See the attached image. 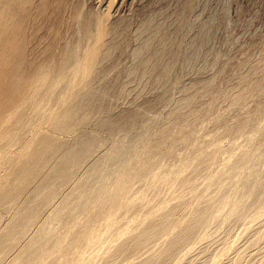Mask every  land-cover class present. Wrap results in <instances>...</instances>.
<instances>
[{
  "label": "bare ground",
  "instance_id": "bare-ground-1",
  "mask_svg": "<svg viewBox=\"0 0 264 264\" xmlns=\"http://www.w3.org/2000/svg\"><path fill=\"white\" fill-rule=\"evenodd\" d=\"M126 3L127 0H95L91 8L85 10V4H82L81 0H0V264H93L94 260H97V264H179L177 262L182 261L183 264H214L217 259L215 256L220 251L225 248L230 249H225L224 252L231 251L235 245L231 243L233 237L230 238L231 234H234L232 233L234 224L237 221L245 222L252 213L250 210H254L255 214L261 213L259 208L261 209L264 205L263 178L255 180L257 183L254 181L256 186L251 184V186H245L244 190L243 188L240 190L241 195L237 201L240 202L247 197L252 198L250 200L257 204H254L255 207L253 205L255 209L249 208V212H247V204L244 206L241 204L244 200L239 203L241 206L237 201L235 205L232 199L234 195L231 198L229 193L243 181L239 182L236 179L238 174L247 168L249 162L255 164L257 160L259 161L262 154L258 153V150L252 152L251 149L246 161L239 159L240 161L230 163L231 165L228 166L227 160L246 141L247 133L256 127L263 116L261 111L255 110L256 113L253 112L252 116H249L250 113L249 115L242 113L239 117L234 114L238 117L236 119L238 125L225 126L221 136L209 134L206 140L204 139L207 150L203 149V152L201 147L197 151L194 158V171L207 169L211 173L221 168L220 171L223 173L218 174L219 176L212 181L210 179L208 187L202 192L199 191L201 192L199 196L195 195L194 204H191L190 198H185L186 195H184L185 199L182 198L180 201L171 197L167 198L168 201L164 205L160 204L164 207L162 210L158 212L154 210L152 213L149 209L148 216L136 215L145 204L141 202V199L137 201L139 198L135 197L134 193L138 192L146 181L156 177V170L158 171V168L166 164L167 153L171 150L173 154L174 150L178 149L174 147L176 142L177 146L184 147L187 144L189 138L187 139L186 136L190 134L186 135L188 133L186 130V133L181 130L176 131V128L179 125L178 129H180L181 120L178 118L180 115L178 113H182L184 107L186 110L189 101H182L184 97L178 104L175 103L177 105L176 109L175 106L173 108L174 117L169 118L163 129L158 127V130L161 129L157 131L158 139L153 141L154 144H150L151 147L149 146L148 150L146 149L138 166L134 165L136 161L133 164L125 159L127 151L130 153L129 145L132 142L134 144L139 136H135L133 130L132 135L125 137L124 142L118 146L112 140L116 143H114L116 147L112 146V142L106 138L108 135L102 136L104 139L100 136L102 129L109 128L110 131L118 129L117 125L113 126L111 122L106 123L104 120L99 123L101 131L97 127V130L85 134V128H90V125L89 127L87 125L92 122L88 110L91 104L90 97L96 88L94 87L96 75L107 63L113 64L116 61L112 55L113 51L122 47H120L121 39L128 26L125 20L116 22L115 19L125 9L127 10L124 5ZM149 21V17L141 20L132 32L136 40L134 41L138 44L135 45L137 47L133 52L131 51V56L132 60L138 61L136 66L126 69L127 76H124L121 87L126 99L129 92L137 95L144 89L150 90L154 85L161 87L168 84L167 76L173 68L171 61L173 46L167 43L168 38H162L163 35H160L159 24H155L154 21L149 24ZM158 38L159 41L155 45L153 41ZM151 48L158 53L150 54ZM151 59L154 61L151 62ZM191 60L186 61L191 62ZM158 63L163 64L166 75L156 69ZM134 74L137 78L133 76ZM98 81L101 80L98 79ZM259 86L261 85L255 84L251 90L231 88L232 91L226 92L224 100L227 102L228 113L231 112L228 106L235 108L240 105L241 107L244 102L250 101L248 98L252 91ZM110 105L109 110H112L114 106ZM219 107L224 108L223 105ZM226 108L221 110L226 112ZM181 109L183 110L179 112ZM97 110L103 109L100 106ZM194 110L186 111L194 112ZM104 113H102L103 116ZM185 114L183 113V117ZM190 114H186L185 117L188 116L191 119L194 113L190 116L191 118ZM218 114L216 116L220 117ZM96 118L99 120L98 117ZM195 121L198 122L197 119ZM186 122L188 121L184 123ZM189 128L191 129V126ZM203 128L206 130L208 127ZM246 128L248 130H245ZM190 129L189 131H193ZM196 129L194 128V132ZM119 130L121 129L117 131ZM206 132L209 133L207 130ZM144 133L139 134L144 135ZM149 134L148 136L151 135ZM203 134L205 135V132ZM223 135L227 139H223ZM169 139L174 140L169 142ZM260 142L262 143V140ZM171 154L169 156H172ZM181 158L178 157L175 162L178 164ZM222 167H224L223 170ZM171 173L172 171L167 176L160 174L166 180L164 182L168 181L169 184V179H173V173ZM249 178L247 182L251 180ZM186 179L172 180L173 182L177 180L180 186L178 191L186 190L187 186L184 184ZM244 182L246 180L243 181V185ZM192 183L196 184V181ZM203 184L206 183L203 181ZM197 185L198 183L195 187ZM155 190L154 188L153 191ZM188 191L190 193L191 188ZM214 195H217V198L208 204L205 198L212 199ZM152 197L150 201L153 200ZM161 198L163 199V196ZM146 207L149 206H145V209ZM245 208H247L246 211H244ZM134 214L136 217L133 216ZM260 216L264 217V214ZM219 217L225 221L228 219L224 231L217 233V236L207 234L208 236L204 237L207 232H213L212 226L213 229L220 227ZM254 224L245 228L246 231L243 227L242 230L246 233L243 240H246L245 243L241 241L245 244L244 247L248 245L253 247L257 244H260V247L255 249L254 253H245L246 256L242 252L245 249H240L242 246L234 248L232 254L227 253L228 256L225 258L222 256L225 259L222 260V264H264V218ZM106 231L107 235L104 237L103 233L105 235ZM202 237L207 240L205 246L197 250L192 248ZM197 244L199 245V241ZM97 248L99 251L95 257L87 255L94 257L92 261L88 260L89 258L85 259L84 252L87 249L95 253L94 250ZM258 252L262 254L258 255L259 257L255 255ZM222 253L220 252V256Z\"/></svg>",
  "mask_w": 264,
  "mask_h": 264
},
{
  "label": "rangeland",
  "instance_id": "rangeland-1",
  "mask_svg": "<svg viewBox=\"0 0 264 264\" xmlns=\"http://www.w3.org/2000/svg\"><path fill=\"white\" fill-rule=\"evenodd\" d=\"M94 1L95 0H81V3L85 4L84 9L86 10L87 8L88 9L91 8L90 6ZM124 5L127 7V10L125 9V11L123 13H120L119 16H117L115 19L116 22L121 21V20H125L127 23V26H128L127 30L125 32V35L121 39L120 47L121 46L122 47H121V49L117 48L118 50L113 51L112 55L116 59V61L113 62V64H111L112 62L107 63L106 66L102 70H101V68L99 69V72L101 71L100 75H99V72L96 75V79L94 81V85H95L94 87H96V88H94V91L92 92V95H91L90 100H89V103H91V104H89L90 109L89 110L86 109V110H88V112H90L89 114L91 116L92 125L93 126L95 125V126L93 128L91 123L88 124L87 126L89 127V125H90V128H87V127L85 128L86 129L85 134H87L88 132H89L88 134H90L93 130H95V129L97 130V127L101 131L102 128H100L99 123L100 122L102 123L104 120L106 121V123L111 122V123H113V126L117 125L118 129H121V130L117 131L118 129H114V131L113 130L110 131V130H108L109 128L108 129L105 128L106 130L102 129V131H101L102 133L100 132V134H101L100 136L106 137V135H108L106 138L108 140H110L111 142H112V140H114L117 143L116 146H118L122 142H124L125 137L129 136L130 134L132 135V133L134 131L133 134L135 136L139 135L138 136L139 138L137 137L136 138L137 140L135 139V141H134L135 145L133 144V142L131 143L132 145L131 144L129 145L130 153H129V151H127L125 159L127 161L133 163V164L136 161L137 164L135 163L134 165L138 166L139 160L144 156L143 154H145V152L151 147L150 144H152V143L154 144V142L158 139L157 135L159 132H157V131H160L161 129H163L162 127H164L167 124V122L169 121V118L174 117L173 111H175V110L173 108L175 106V109H176V105L180 102V100H182L185 97L182 101H185V102L189 101L188 106L186 107V110L190 111V110L196 109V110H194V112L193 111H191V112L186 111L185 107L183 108L184 110L183 109L179 110V112L183 110L182 113L181 112L178 113V114H180L178 118H180L181 121L183 120V122L180 121V127H179L180 129H178V126H179L178 125L176 128L177 129L176 131L181 130L183 132L186 130L188 133H186V131L184 133H186V135L190 134V135L186 136L187 139L189 138L188 140L186 139V137H184V139L187 140V144H185L186 147L185 146L183 147V145L177 146V142H176L174 144V147H176L178 149L177 150L175 149L173 154H171L172 153L171 150H170V152L167 153L168 157H166V159L168 158L167 161H170V162L166 161V164H163L162 167L164 170L162 169V167L158 168V171L156 170V173H157L156 177H154L152 180H150L148 182L146 181L144 184L142 183L143 186L141 185V188L139 189V191L134 193V195H136L135 197L139 198L137 201H139L141 199V202L143 201L142 203L145 204L144 206H142L141 210L139 209V212H137L136 215L137 216H140V215L141 216L142 215L148 216V214H150V211H152V213H153L154 210H155V212H158V210L159 211L162 210V208H164V207H162L161 205H164L168 201V199L171 197H175L179 201L182 200V198L183 199L190 198L191 204H194L196 202L194 200V197H196L197 195L199 196L201 194V192L204 191L208 187L207 185H208V182L210 181V179L212 181L213 179H215L216 177L219 176L218 174L223 173L222 171H220L221 168H218L221 173L218 171V169L215 170L217 172L213 171L214 173L208 172L207 169H203V170H199V171L196 169L197 171L196 170L194 171V160H195L194 158H195V155L197 154V151L201 147H202V151H203V149H204V151L207 150L206 149L207 146L205 147V145H204V142H205L204 139L206 140V138L209 136V134H218L221 136L222 131L225 130V128H226L225 126L233 127L235 125H238V124H236L237 123L236 119H238V117L241 116L242 113L244 115L245 114L249 115V113H250L251 115H249V116H252L253 112L256 113L255 110H258V111H261L263 114V116L259 120V123L261 122V124L257 123L256 127H254L253 129H250V131L251 130L252 131L251 132L249 131L247 133L248 137H247L246 141L243 142L242 145L240 144L241 146H239V148L236 150L237 152L235 151L234 152L235 154L233 153V155L227 159L229 162V164H228V166H229L233 162H236V161L248 160L249 157H247V156H250L249 151H251V149H252V152H253V150H255V151L258 150V153L262 154V158H260L259 161L258 160L256 161L258 164L256 162H255V164H254V162L253 163L249 162L248 166H247L248 169L246 168L242 173L238 174L239 175L238 177H236V179H238L239 182H240V180H243V181L246 180V182H244V185H243V181H241L240 182L241 185L240 184L236 185V188L232 192L229 193V194H231V198L234 195V197L232 199L234 200L235 205H237V203L239 204L241 201L244 200L241 204H242V206L247 204V207H248L247 212H249L250 209H255V208H253V205L256 203H253L251 201L252 198L246 197L247 200L243 199L240 202L237 200H238V197L241 195L240 190H242V188L244 190L248 185L249 186H251V184L255 185L257 183L256 181H258L260 179L262 180V178L264 179V176H263L264 175V170H263L264 169V166H263L264 165V163H263L264 162V151H263L264 150V141H263L264 140L263 139V137H264V134H263L264 133V131H263L264 130V124H262L264 122V120H263L264 119L263 118L264 117V72H263L264 71V69H263L264 68V0H127V3ZM148 12H149V14H148ZM121 15L124 17H122ZM146 15H147V17H146ZM144 17L150 18V21L148 22L149 24L152 21H154L155 24H159L158 28H159L160 35H163L162 38H165V39L168 38L169 40L167 39V43H169L171 46H173V50L171 52V54H172L171 61L173 63L172 64L173 68H172V71L170 72V74L167 76L168 84H164L161 87L154 85L150 90L144 89L143 91L138 92L137 95L136 94L132 95L129 92V96H128L129 99L128 98L126 99V95L124 93H122V90H121L122 89L121 87L124 83L123 80L127 76L126 71L129 70L131 67L136 66L137 61H138V60H136V61L132 60V56H131L133 50L137 47L135 45L138 44L135 42L136 40L133 37L134 33H132V32L134 31L133 29H135V26L137 25V23L138 22L140 23L141 20L145 19ZM158 41H159V38L156 39L155 41H153V43L156 45L158 43ZM149 53L150 54L153 53V55H156L158 52H157V50H153V48H151L149 50ZM153 59H151V62L154 61ZM186 60H191V62H187ZM117 62L120 65L117 64ZM131 62H133L134 64ZM160 64L161 63L157 64V66L159 65V67L156 66V69L159 70V72L161 74H163L164 73V67H163V64H161V65ZM189 64L191 67L189 66ZM108 67L110 70L108 69ZM166 74H167V72H165L163 75H166ZM107 76H109V77H107ZM133 76H136V78H137L136 74H134ZM105 77H107V78H105ZM98 79L101 81H98ZM255 84L256 85L260 84L261 86L255 88L252 91L253 93H251L250 98H248V99H250V101L247 100V102H244V105H242L243 104L242 103L241 107H240V105H238L235 108L228 106L230 108L229 112L230 111L232 112V113L231 112L228 113V108H226L227 102H225V100H224L225 93L232 91V89L235 90L236 88L237 89L241 88L243 90H251V89H253L252 87H253V85L255 86ZM171 86H172V88H171ZM159 88H160V90H159ZM162 88H164V89L162 90ZM95 90H96V92H95ZM124 95H125V97H124ZM132 96H133V98H132ZM187 96H190V97H187ZM92 97L93 98L96 97V98L93 99ZM125 99H126V101H124ZM90 101H92V102H90ZM222 101L226 105H224L222 103ZM110 102H112V103H110ZM128 102H129V104H127ZM173 102H174V104H173ZM176 102H177V104L175 105ZM113 103H115V104H113ZM110 104H112V106H114V107H112V110H109L111 108ZM172 104H173V106H172ZM203 104H205V106L208 105V107H206L207 109L205 108V106ZM125 105H127V106H125ZM189 105L193 106L194 108L193 107L191 108ZM222 105L224 106V108L219 107V106L222 107ZM100 106L103 110L102 111H100V110L96 111V109L100 108ZM202 106H203V108H202ZM249 106H250L251 110H250ZM188 107H190V108L188 109ZM199 107H201V108H199ZM218 107L220 109H218ZM225 108H226L225 111L227 113L223 111ZM200 109H201V111H200ZM221 109H223V110H221ZM238 109L239 110L241 109V110L239 111ZM244 109H246L247 111ZM169 110H172V111H169ZM234 110L236 112L237 111L238 112L236 113ZM233 111H234V113H233ZM103 112H105L104 116L102 114ZM185 112H186V114L191 113L189 115V117L194 113L195 116L193 115V116H191L192 118L191 117L190 118L191 119L194 118L195 120L197 119L198 122H196L195 120L193 121V120L189 119L188 116L185 117V115H186ZM219 112H221V113H219ZM168 113H170V114H168ZM183 113L185 114L184 117H183ZM195 113H197L199 115V117H201V119ZM167 114H168V116H167ZM217 114L220 117L216 116ZM234 114L237 115L238 117L234 116ZM97 115H99V116H97ZM100 115H102V116H100ZM221 115H223L224 117ZM181 116H182V118H181ZM96 117H98L99 120ZM215 117H216V119H214ZM221 117H223V118L220 119ZM232 119H235V120H232ZM213 120L214 121L216 120V122H214ZM185 121H188V122L184 123ZM95 122H97L98 124L97 123L93 124ZM189 122L191 123V125H189L190 124ZM155 123H156V125H155ZM182 123L187 125L188 127H186ZM153 124L155 127L153 126ZM192 124H194L195 126ZM258 124L260 125V127H258L259 126ZM212 125L214 127H216V126L217 127L214 128ZM189 126H191V129H193V131L189 128ZM196 126H198L197 129H196ZM205 126H206V128L208 127L206 130L209 133H207L205 128H203ZM158 127L161 129L158 130ZM193 127L196 129V132H194ZM212 127H213V129H212ZM239 127H241V126H239ZM91 128H93V129H91ZM187 128H188V130H187ZM209 128H210V130H209ZM255 128H256V130H255ZM87 129H89V130H87ZM189 129L191 131H189ZM245 130H248V129L246 128ZM258 130L260 132H258ZM198 131H200V132H198ZM203 131L205 132V135L203 134L204 133ZM261 131H263V132H261ZM122 132L123 133L126 132V133L123 134ZM220 132H221V134H220ZM139 133L140 134L144 133V135L143 134L140 135ZM191 133H193L194 135H192ZM258 133H260V134L258 135ZM117 134L118 135L120 134L121 136L120 135L118 136ZM122 134L125 136H123ZM148 134L150 136H148ZM206 134H208V135H206ZM145 135H146V137H145ZM81 136H82V134H81ZM109 136H111V137H109ZM258 136H260V138H256ZM103 137H102V139H104ZM113 137H114V139H113ZM155 137H157V138H155ZM190 137H191V140H190ZM198 138H199V140H198ZM120 139H123V140H120ZM223 139H227V137L224 136ZM173 140L174 139L170 140L169 142H171V141L173 142ZM259 140L260 141L262 140L263 144ZM114 141L111 143L112 146H115V144H116ZM252 141H253V143H252ZM192 143H193V145H192ZM202 144H203V146H202ZM251 144L253 147L251 146ZM259 144L260 145L262 144V145L260 146ZM247 145L248 146L250 145L249 146L250 149L247 148L248 147ZM255 145L256 146L258 145L257 148H255L256 147ZM132 146H134V147H132ZM164 146H167V145L164 144ZM191 147H192V149H191ZM259 147L263 148V150L262 149L260 150ZM195 150H196V152H195ZM203 152H201V153H203ZM193 153H194V155H193ZM157 154H159V152H157ZM170 154L172 156H169ZM189 155H190V157H189ZM176 156H178L179 158L182 157L181 158L182 160L179 159L178 164H177V162H175V160L178 158ZM185 156H186V158H185ZM245 156L247 158H245ZM136 158H137L138 162H137ZM189 158H190V160H188ZM133 159H134V161H133ZM261 159H263V160H261ZM183 161H185V162H183ZM182 162H183V165H181ZM178 168H180V169H178ZM251 168H253V169H251ZM167 169H169V170H167ZM223 169H224V167H222V170ZM250 170H251V172H250ZM262 170H263V172H262ZM171 171L173 173V174L171 173L173 175V179H182L183 180V179L188 178V179L184 180V184H185V186H187V188L185 191H182L183 189L181 190L183 194L181 193V191H178L180 186L178 185L177 180L174 181L176 183H174L172 181L173 179H171V180L169 179V184L167 183L168 181L164 182L166 180L162 178L163 174H165L167 176L168 174H170ZM177 171H180V172H177ZM252 172H253V175H252ZM254 172H255V174H254ZM207 173H208V175H207ZM244 173H246V174H244ZM248 173H249V175L251 174L250 178H249ZM257 173H258L259 177H258ZM213 174H214V178H212ZM260 174H262V175H260ZM158 175L161 178L158 177ZM192 175H196V176L193 177ZM242 175H245V176H242ZM246 175H247V178H246ZM255 175H257V176H255ZM175 176H177L178 178ZM248 178L251 180H249L247 182ZM189 179H191L192 181ZM195 181H196V184L198 183L197 187H195L196 184L192 183ZM201 181H202V183H201ZM203 181L206 184H203ZM172 182H173V184H172ZM249 182H250V184H249ZM245 184H247V185H245ZM159 185H161V186L159 187ZM167 187H170V188H167ZM148 188H149V190H148ZM154 188L158 192L156 190L154 192L153 191ZM190 188H191V191L189 193L188 190H190ZM170 191H172L173 193ZM187 191H188V193H187ZM199 191H201V192H199ZM139 192H141V193H139ZM149 192L151 194H149ZM164 192H166V193H164ZM198 192H199V194H198ZM154 193L155 194L157 193L156 194L157 196L154 195ZM139 194H141V195H139ZM178 195L183 196V197L179 198ZM184 195H186V197ZM146 196H150V197H146ZM162 196H163V199L161 198ZM216 196L217 195H214V197L212 199H210L209 197H206L205 200L208 201L207 202L208 204L209 203L211 204V202L217 198ZM151 197L153 200L150 201ZM154 197H155V199H154ZM146 200L148 202H146ZM187 200H189V199H187ZM158 201H160V203H158ZM235 201H237V203ZM153 204H155V205H153ZM241 204H239V205L241 206ZM130 205H132V204H130ZM248 205H250V206H248ZM145 206H149L150 208L146 207V209H145ZM254 207H255V205H254ZM152 208H153V210H152ZM147 209H148V211H147ZM149 209H150V211H149ZM246 210H247V208L244 209V211H246ZM263 210H264V205L262 206L261 209L259 208V212H261L260 214H255L256 212L254 210H250V212H252V213H250V216H249L250 218L248 217L245 222L243 221V223H242V221H237L238 222V223L236 222L237 225L234 224V230L236 231V233L233 230L232 233H234L233 234L234 236L231 234V237H230V238L233 237L232 241H231L232 245L235 244L233 246L232 250L234 248L242 246L240 249L241 250L245 249L242 252H244L243 254H244V256H246L245 253L246 254H248V253L250 254L251 252L254 253V252H256L257 248L260 247V244H257L258 246L254 245V246H256V248L254 246H253L254 247L253 248L251 245H248L249 247L248 246L244 247L245 246L244 243H245L246 239L245 240H243V239L245 238L244 236H246L245 235L246 234L245 228L253 225L254 222H255V224L258 223L261 219L264 218V217L260 216L261 214H264ZM145 212H147V213H145ZM140 213H142V214H140ZM125 215H127V214H125ZM136 215L134 214L133 216L136 217ZM220 218H222V217H219V220L221 221V225L220 224L219 225L221 228L217 226V228H214L215 229V231H214L213 226H212L211 228H212L213 232H210V231H209L210 233L207 232L206 235H204V237H207L208 235H212V234L217 236L218 234L222 233L220 231H224V227L226 226L228 219L225 221L224 219H220ZM248 223H249V225H248ZM211 224L213 225L214 223L212 222ZM235 225L238 227H236ZM239 225H240V228H239ZM243 227H244L245 231L242 230ZM237 231H238V233H237ZM242 231H244V233ZM109 234L111 235V231H109ZM106 235H107V231L105 232V235L103 233L104 237H106ZM239 236L241 238H239ZM112 237H114V236H112ZM237 239H239V240H237ZM198 241H199L200 246L197 244ZM198 241L194 244V247H192V248H195L197 250L199 247L205 246V242L207 243V240L203 239V237L199 238ZM202 242H204V244ZM239 242H242V243L239 244ZM195 245H197V247ZM250 247H251V249H250ZM225 249H230V248H225ZM96 250H94L95 253L94 252L91 253L93 250L87 249L86 252H84L85 253V259L89 258L88 260L91 259L90 261H92L93 258L96 256L97 252L99 251L98 248ZM224 250L220 251L221 253L223 252L221 256H220V252L218 253V255L215 256V258H217V259L215 260L214 264H216L218 262H220V264H222L223 261L225 260L222 258V256L225 258L226 256H228L227 253L232 254V252H233L232 250L231 251L226 250L224 252ZM251 250H253V251H251ZM259 251H260V249H259ZM89 253H91V254H89ZM193 253L194 252H192V254ZM260 254L261 253L258 252L255 255L261 256L262 254L261 255ZM87 255H89V256L93 255L94 257L92 256L93 258H91V257H88ZM217 260H219V261H217ZM96 261L94 260L93 261L94 263L93 262L92 263L97 264ZM182 262H177V263L183 264Z\"/></svg>",
  "mask_w": 264,
  "mask_h": 264
}]
</instances>
